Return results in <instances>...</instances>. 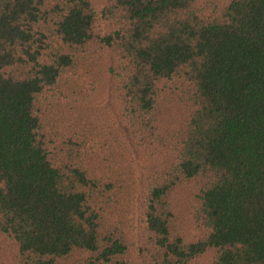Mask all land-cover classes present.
Here are the masks:
<instances>
[{
  "label": "trees",
  "instance_id": "16d2710c",
  "mask_svg": "<svg viewBox=\"0 0 264 264\" xmlns=\"http://www.w3.org/2000/svg\"><path fill=\"white\" fill-rule=\"evenodd\" d=\"M0 264H264V0H0Z\"/></svg>",
  "mask_w": 264,
  "mask_h": 264
},
{
  "label": "rangeland",
  "instance_id": "374dc122",
  "mask_svg": "<svg viewBox=\"0 0 264 264\" xmlns=\"http://www.w3.org/2000/svg\"><path fill=\"white\" fill-rule=\"evenodd\" d=\"M97 6L103 5V0H94ZM112 63V57L109 50L98 57V62L92 68L82 67L77 74L69 76V89L64 93V97L58 95L55 101L59 113L65 112L68 108H73L74 104L81 105V107L88 112L89 106L93 107L97 121H101L104 117L117 120L119 126L120 118L114 103L110 101V78L108 76L107 67ZM65 91V90H64ZM48 114V109H46ZM99 117H98V116ZM102 117V118H101ZM93 120V119H92ZM130 149V158L134 161L136 166L137 177V195L140 194L145 178L151 174L160 164L158 160H147L143 157L136 145L127 139ZM183 192L176 194L179 206L185 207V212L188 209V204L180 197ZM136 233V229L132 234Z\"/></svg>",
  "mask_w": 264,
  "mask_h": 264
}]
</instances>
